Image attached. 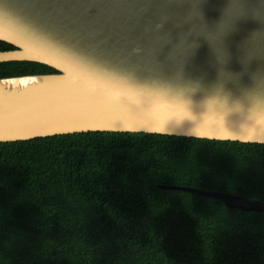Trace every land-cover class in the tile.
<instances>
[{
	"label": "water",
	"instance_id": "1",
	"mask_svg": "<svg viewBox=\"0 0 264 264\" xmlns=\"http://www.w3.org/2000/svg\"><path fill=\"white\" fill-rule=\"evenodd\" d=\"M0 143L128 132L264 144V0H0ZM264 212V201L162 186Z\"/></svg>",
	"mask_w": 264,
	"mask_h": 264
},
{
	"label": "trees",
	"instance_id": "2",
	"mask_svg": "<svg viewBox=\"0 0 264 264\" xmlns=\"http://www.w3.org/2000/svg\"><path fill=\"white\" fill-rule=\"evenodd\" d=\"M55 72L0 63V78ZM172 185L264 201V144L100 131L2 142L0 264H264V212Z\"/></svg>",
	"mask_w": 264,
	"mask_h": 264
}]
</instances>
